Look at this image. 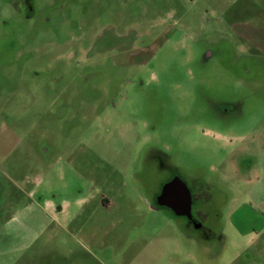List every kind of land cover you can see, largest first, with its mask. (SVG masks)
I'll list each match as a JSON object with an SVG mask.
<instances>
[{
	"label": "rangeland",
	"instance_id": "rangeland-1",
	"mask_svg": "<svg viewBox=\"0 0 264 264\" xmlns=\"http://www.w3.org/2000/svg\"><path fill=\"white\" fill-rule=\"evenodd\" d=\"M15 3L0 0V264H264V0H36L29 20ZM151 142L218 190L216 239L139 197Z\"/></svg>",
	"mask_w": 264,
	"mask_h": 264
},
{
	"label": "flooded vegetation",
	"instance_id": "flooded-vegetation-1",
	"mask_svg": "<svg viewBox=\"0 0 264 264\" xmlns=\"http://www.w3.org/2000/svg\"><path fill=\"white\" fill-rule=\"evenodd\" d=\"M35 6L36 0H16L14 9L29 20L35 15ZM212 100L216 102L212 116L219 120L228 119L231 106ZM184 169L183 162L174 161L167 145H153L151 142L136 152L131 169L132 180L142 187L139 197L149 210L182 220L185 233H192L205 241L214 240L216 235L206 220L208 211L215 209V202L221 195L216 188L195 175L187 174Z\"/></svg>",
	"mask_w": 264,
	"mask_h": 264
}]
</instances>
